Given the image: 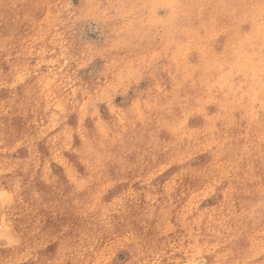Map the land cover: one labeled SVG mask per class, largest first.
<instances>
[{
  "label": "rangeland",
  "instance_id": "1",
  "mask_svg": "<svg viewBox=\"0 0 264 264\" xmlns=\"http://www.w3.org/2000/svg\"><path fill=\"white\" fill-rule=\"evenodd\" d=\"M0 264H264V0H0Z\"/></svg>",
  "mask_w": 264,
  "mask_h": 264
},
{
  "label": "bare ground",
  "instance_id": "2",
  "mask_svg": "<svg viewBox=\"0 0 264 264\" xmlns=\"http://www.w3.org/2000/svg\"><path fill=\"white\" fill-rule=\"evenodd\" d=\"M254 51H255V50H254ZM242 53H244V52H242ZM251 54H252V53H251ZM251 54H249V55H251ZM238 55H239V54H238ZM252 55H253V54H252ZM239 56H240V55H239ZM239 56H238V57H239ZM248 57H249V56H248ZM249 58H250V57H249ZM247 61H248V60H247ZM244 62H245V61H244ZM255 63H256V62H255ZM257 67H258V66H257ZM251 70H252V69H251ZM252 71H253V70H252Z\"/></svg>",
  "mask_w": 264,
  "mask_h": 264
}]
</instances>
